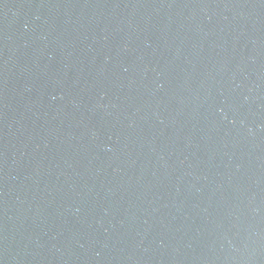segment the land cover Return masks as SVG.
I'll use <instances>...</instances> for the list:
<instances>
[{
	"label": "water",
	"instance_id": "obj_1",
	"mask_svg": "<svg viewBox=\"0 0 264 264\" xmlns=\"http://www.w3.org/2000/svg\"><path fill=\"white\" fill-rule=\"evenodd\" d=\"M0 264H264V0H0Z\"/></svg>",
	"mask_w": 264,
	"mask_h": 264
}]
</instances>
